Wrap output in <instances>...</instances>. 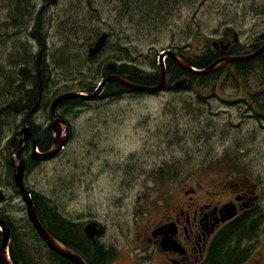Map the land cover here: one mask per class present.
Segmentation results:
<instances>
[{"label":"rangeland","instance_id":"rangeland-1","mask_svg":"<svg viewBox=\"0 0 264 264\" xmlns=\"http://www.w3.org/2000/svg\"><path fill=\"white\" fill-rule=\"evenodd\" d=\"M47 1L0 0V103L2 90L15 80L14 62L24 59V51L43 53L49 77L43 95L50 102L63 93L81 92L83 80L95 89L102 78L93 71L108 61L157 73V57L163 51L190 60L214 51L213 41L225 44L227 39L241 53L264 42L259 38L264 34V0ZM74 24L84 27L71 37ZM87 27L109 35L90 62ZM34 29L42 47L29 36ZM260 74L264 76L257 64L244 79L226 67L208 84L212 87L128 93L64 111L69 136L61 152L24 173V184L56 205L80 231L90 220L98 222L104 246L114 251V264H149L150 252L137 250V235L166 204L182 200L183 191L194 182L203 185L202 193L213 194L222 182L245 180L254 185L264 212ZM29 117L40 129L48 125L47 107ZM20 120H0V215H7L19 232L26 216L6 166L12 152L9 141ZM22 148V156L29 157L30 148ZM258 229L247 244L264 243V226ZM29 247L49 264L44 249L33 242Z\"/></svg>","mask_w":264,"mask_h":264},{"label":"trees","instance_id":"trees-1","mask_svg":"<svg viewBox=\"0 0 264 264\" xmlns=\"http://www.w3.org/2000/svg\"><path fill=\"white\" fill-rule=\"evenodd\" d=\"M20 1L27 3L29 0ZM43 1L48 2L47 0ZM134 7L136 8V6ZM154 10L155 14L159 12V8H155ZM149 11L151 12V9H148V12ZM24 18H26V16H24ZM73 20L77 19L75 18ZM15 25H17V23ZM78 27L80 26L74 24L72 26V30H69L71 37H74ZM81 27L79 29H82ZM88 30L90 31V35L88 36L90 39L87 42V47H90L92 45L93 39L97 38L103 32L100 33L95 27H91ZM29 36L34 39L39 47H42V44L36 35L35 29L31 34H29ZM259 38L264 40V34L260 35ZM255 48L256 46H252L249 52H252ZM23 53H25L24 59L20 58L19 60V58H16V63L14 62V65L17 67V70L14 73L15 80L11 81L12 84L9 82L7 83L6 87L9 88L8 90H2V102L0 103V120H2V118L7 120V118L11 116L21 117L20 124L15 128L24 122L26 115L36 103V109L41 108V110L46 108L48 104L50 105L51 103V101L49 102L51 99L47 100V102H49L47 103L46 100H44L43 95L46 81L49 78L44 65L43 53L41 51H38L37 55L31 54L29 51H24ZM176 54L179 55L182 61H184L190 67L195 69H203L222 55H241L245 53H241V48L237 44H233L227 48L224 54L220 51H209L190 60L183 58L178 52H176ZM95 57H88V62L92 61V59ZM263 57L264 54L248 61L221 65L216 67L210 74L205 76H193L187 74L178 68L171 59L167 58L164 61L167 80L164 90L170 89L169 84L181 78L186 79V83L183 87L185 90H188L195 85L199 87H212L213 85L208 84L216 82L226 67L232 69L233 73L238 78L244 79L245 77L249 76L254 64H257V67L260 68L261 72H264V66L262 65ZM109 62L110 61L105 62L96 67L93 71V76L104 78L105 74L103 72V67ZM117 67V74L131 83L152 86L155 85L157 81L156 72L146 73L143 70L135 68L134 66H127L124 64H117ZM80 70H75V72L79 73V75L83 77L82 75L85 74L78 72ZM262 80H264V76L260 74L259 81L261 82ZM93 85L94 84L91 85L87 81L83 80L80 90L81 92L90 93L94 89ZM128 93L136 94L137 92L129 91L119 84L111 82L106 84L98 99H103L105 97L118 99ZM92 101L93 100L85 101L81 99H69L56 107L55 115L57 117L64 118V111L71 113L73 110L85 106L87 102ZM59 109H63L61 114L57 113V110ZM29 121L30 117H28L27 125L30 127L32 135L35 139L36 149L38 152L47 151L51 145V133L46 127L40 129L37 124H30ZM24 150L26 149L24 148ZM23 152L24 151L22 150V153ZM22 157L25 161V174H27L34 168L37 162L31 160L28 156L26 158L25 156ZM6 168L8 174L9 166L7 165ZM29 191L34 204L35 213L42 226L52 237L61 242L63 245L65 244L66 247H69L75 253L79 254L86 264H109V262L114 258V251L112 249H105L99 245L95 247L92 246L91 242L83 236L82 231L76 228V224H72L70 220L59 214L56 205H54L41 193L32 190ZM15 193L18 194L16 190ZM260 214L261 211L256 210L250 214L244 215L242 218L235 220L226 226L214 241V244L210 250L207 264H241L248 254L247 243L256 238V234L259 231L258 228L260 226ZM0 219L7 224L11 232L8 245V256L12 264H46L39 259L40 256L37 252L36 254H32L29 247V243L31 242L35 243L39 249H44L46 251V253L51 258L49 259V264H70L65 259H62L50 252L39 241L26 219H24V227L20 232L15 229L13 223L10 221L7 215H0Z\"/></svg>","mask_w":264,"mask_h":264},{"label":"flooded vegetation","instance_id":"flooded-vegetation-1","mask_svg":"<svg viewBox=\"0 0 264 264\" xmlns=\"http://www.w3.org/2000/svg\"><path fill=\"white\" fill-rule=\"evenodd\" d=\"M230 46L231 44L228 43V48ZM48 108L49 104L47 110ZM39 110L41 108L37 109V111ZM29 123L34 124L31 118ZM18 128L15 133L18 132ZM19 136L17 134L16 138ZM16 142L14 140L12 145L9 144L10 149H14ZM29 146V142L26 141L24 148L27 149ZM219 186L221 188L216 192L207 194L202 193L203 185L200 182H194L183 191L182 200L175 198L159 210L152 222H147L145 226H142L140 234L137 235V239L141 243L137 250L150 252L147 263L207 264L214 241L231 222L260 210L259 223L260 226H264V212L259 206L260 197L255 193L254 185L245 180L236 179L235 181L222 182ZM224 209L231 210L233 216L226 219ZM94 222L97 224L99 233L91 245L111 249L104 246L102 242L103 229L98 222ZM155 230L158 233L152 236V232ZM258 243L256 245L247 244L248 254L241 264H264V243L261 242L257 247ZM114 261L115 254L109 264H114ZM133 263L137 264L136 262L131 264Z\"/></svg>","mask_w":264,"mask_h":264},{"label":"water","instance_id":"water-1","mask_svg":"<svg viewBox=\"0 0 264 264\" xmlns=\"http://www.w3.org/2000/svg\"><path fill=\"white\" fill-rule=\"evenodd\" d=\"M108 34L103 32L94 41V43L87 49V56L89 58L95 57L106 45L108 40ZM235 36L233 35L232 42H234ZM211 47L214 51H220L225 53L228 48V43L223 44L222 42L213 41ZM264 54V42L257 46L252 52H248L241 55H222L218 59L214 60L211 64L203 69H195L186 64L175 51H163L158 54L157 57V81L155 85L144 86L131 83L126 79L120 77L118 73V67L116 63L109 62L103 67V72L105 77L96 85V88L92 92H67L58 95L53 98L49 108V121L47 129L51 133V145L50 148L45 152H38L36 149L35 139L32 135L30 127L27 125L28 117L36 110L37 103L26 115L24 122L21 127L18 128V132L14 133L13 137L10 139L9 144L12 145L14 140L19 134L20 136L16 138L15 149H12L11 157L9 159V169L13 187L19 194L20 199L24 206V212L27 221L29 222L34 234L39 239V241L53 254L58 257L65 259L70 264H86L83 258L63 245L61 242L57 241L52 237L40 223L36 213L34 204L31 199V194L28 188L24 184V173H25V161L22 157L23 145L26 141L30 144V154L31 160L36 162L47 161L53 157H56L61 152L69 133V125L65 118H60L55 116L56 107L69 100V99H81L85 101L96 100L100 97L104 87L107 83H117L120 86L126 88L129 91L137 93L154 94L163 91L166 86V72L164 67V61L169 58L174 64L187 74L193 76H205L210 74L216 67L226 64H232L242 61H248ZM186 83L185 78L178 79L172 83L170 89L178 90L184 87ZM3 199V193L0 190V201ZM226 219L233 216V212L229 209H224ZM229 211V212H228ZM82 233L87 240L91 243L94 242L97 237L99 230L97 224L94 221L87 222L82 229ZM158 233L157 230L152 232V236ZM160 233V232H159ZM11 232L7 224L0 219V264H12L8 256V245L10 241Z\"/></svg>","mask_w":264,"mask_h":264}]
</instances>
